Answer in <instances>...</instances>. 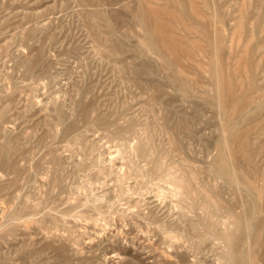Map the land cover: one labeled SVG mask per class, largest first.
I'll return each mask as SVG.
<instances>
[{
	"label": "rangeland",
	"instance_id": "rangeland-1",
	"mask_svg": "<svg viewBox=\"0 0 264 264\" xmlns=\"http://www.w3.org/2000/svg\"><path fill=\"white\" fill-rule=\"evenodd\" d=\"M232 257L264 264V0H0V264Z\"/></svg>",
	"mask_w": 264,
	"mask_h": 264
},
{
	"label": "bare ground",
	"instance_id": "bare-ground-1",
	"mask_svg": "<svg viewBox=\"0 0 264 264\" xmlns=\"http://www.w3.org/2000/svg\"><path fill=\"white\" fill-rule=\"evenodd\" d=\"M260 3H261V2H260ZM143 15H144V14H143ZM145 15H146V14H145ZM171 15L173 16V14H171ZM171 15H170V16H171ZM172 16H171V17H172ZM147 19H148V18H147ZM154 21H155V20H154ZM154 21L152 20V22H154ZM159 21H160V20H159ZM161 21H163V20H161ZM147 23H148V22H147ZM161 23H163V22H161ZM148 24H149V23H148ZM152 27H154V26L152 25ZM155 30H156V29H155ZM153 35H154V33H153ZM164 36H165V35H164ZM160 39H161V36H160ZM172 41H173V38H172ZM107 42H108V41H107ZM146 43H147V42H146ZM116 46H117V45H116ZM183 48H184V47H183ZM183 48H181V49H183ZM111 50H112V49H111ZM214 73H215V72H214ZM216 90H217V89H216ZM229 90H230V89H229ZM217 100H218V99H217ZM234 136H235V134H234ZM232 137H233V136H231V138H232ZM233 139H234V137H233ZM246 140H247V139H246ZM242 141H243V139H242ZM238 142H239V143L237 144V147H238L239 145H241V147H242L243 142L241 143L240 140H239ZM222 143H223V142H222ZM224 143H225V142H224ZM245 143H246V142H245ZM222 146H223V145H222ZM258 146H259V145H258ZM226 147H227V146H226ZM241 147L239 146L238 149H240ZM222 148H223V147H222ZM227 148H228V147H227ZM227 148H226V150H227ZM224 150H225V149H224ZM226 150H225V151H226ZM241 150H242V149H241ZM223 161H225V160H223ZM228 161H229V158H228ZM228 161H227V162H228ZM225 162H226V161H225ZM229 162H230V161H229ZM230 163H231V162H230ZM225 164H226V163H225ZM223 165H224V164H223ZM226 165H227V164H226ZM221 167H222V166H221ZM225 168L227 169V167H225ZM225 168H224V170H226ZM228 168H229V167H228ZM230 168H231V167H230ZM231 169H232V168H231ZM227 171H228V170H227ZM229 171H230V170H229ZM225 172H226V171H225ZM226 174H227V172H226ZM229 175H230V174H229ZM226 177H227V176H226ZM251 208H252V207H251ZM254 209H255V207L253 208V210H254ZM253 213H254V212H253ZM253 213H252V214H253ZM249 219H250V218H248L247 220H249ZM254 220H255V219H254ZM256 221H258V219H257ZM256 221H255V222H256ZM258 227H259V225H258ZM255 230H257V229H255ZM257 231H259V229H258ZM257 231H256V232H257ZM253 234H254V232H253ZM255 234H256V233H255ZM231 243H232V242H231ZM237 244H238V243H237ZM239 244H240V243H239ZM239 244H238V246H239ZM235 245H236V244H235ZM231 246H232V245H231ZM238 246H237V247H238ZM234 247H235V246H234ZM241 247H242V246H241ZM232 248H233V247H232ZM235 248H236V247H235ZM230 249H231V247H230ZM240 249H241V248H240ZM238 250H239V249H238ZM238 250H237V251H238ZM228 251H229V250H228ZM232 251H233V250H232ZM239 251H240V250H239ZM228 253H229V256H230V252H228ZM231 253H232V252H231ZM238 254L242 255V252L240 251V253H238ZM226 255H227V253H226ZM231 255H232V254H231ZM240 257H241V256H240ZM229 258H230V257H229ZM242 258H243V257H242ZM231 260H233V257H232ZM235 260H237L238 263H239L240 258H239V260H238V258L235 259ZM244 260H245V258H244ZM244 260H243V261H244ZM233 261H234V260H233ZM234 262H235V261H234ZM234 262H233V263H234ZM245 262H246V260H245ZM235 263H236V262H235ZM248 263H249V262H248ZM236 264H237V263H236ZM244 264H245V263H244ZM246 264H247V262H246ZM249 264H250V263H249Z\"/></svg>",
	"mask_w": 264,
	"mask_h": 264
}]
</instances>
